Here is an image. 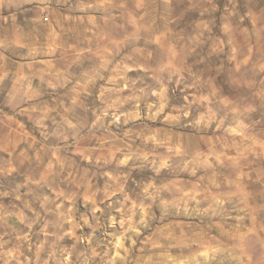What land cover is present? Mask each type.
<instances>
[{
    "label": "rangeland",
    "instance_id": "374dc122",
    "mask_svg": "<svg viewBox=\"0 0 264 264\" xmlns=\"http://www.w3.org/2000/svg\"><path fill=\"white\" fill-rule=\"evenodd\" d=\"M0 264H264V0H0Z\"/></svg>",
    "mask_w": 264,
    "mask_h": 264
}]
</instances>
